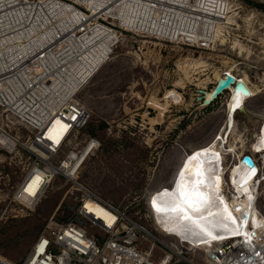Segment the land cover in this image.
Here are the masks:
<instances>
[{"label": "rangeland", "instance_id": "rangeland-1", "mask_svg": "<svg viewBox=\"0 0 264 264\" xmlns=\"http://www.w3.org/2000/svg\"><path fill=\"white\" fill-rule=\"evenodd\" d=\"M229 2V19L209 50L125 36L77 96L90 114L80 142L93 137L100 143L77 182L146 228L154 240L145 247L156 243L155 259L166 251L161 244L170 241L149 211L150 196L171 186L187 154L215 141L232 111L226 143L237 150L226 155L225 164L249 155L263 167V156L252 145L264 123V0ZM224 73L244 80L256 95L234 107L232 92H225L209 108L197 109L195 90H209ZM170 91L178 94V103L166 98ZM2 131L16 144L11 151L0 148V257L22 264L50 221L73 218L75 201L71 184L55 177L33 208L14 202L39 154L30 147L28 131L0 110ZM257 208L264 216V181ZM189 260L205 264V253Z\"/></svg>", "mask_w": 264, "mask_h": 264}, {"label": "built area", "instance_id": "built-area-1", "mask_svg": "<svg viewBox=\"0 0 264 264\" xmlns=\"http://www.w3.org/2000/svg\"><path fill=\"white\" fill-rule=\"evenodd\" d=\"M228 8L229 0H0V110L28 131L30 147L48 155L36 157L13 201L31 209L26 204L37 205L55 177L71 184L75 201L73 218L50 221L22 264H193L200 245L160 228L170 242L155 259L146 228L77 182L100 148L93 137L80 142L90 114L77 96L125 36L207 51L219 42ZM122 9L131 19L125 25ZM88 16L95 20L87 23ZM56 120L58 143L47 136ZM203 252L205 264H264V235L251 248L223 242ZM0 264L15 263L0 257Z\"/></svg>", "mask_w": 264, "mask_h": 264}, {"label": "bare ground", "instance_id": "bare-ground-1", "mask_svg": "<svg viewBox=\"0 0 264 264\" xmlns=\"http://www.w3.org/2000/svg\"><path fill=\"white\" fill-rule=\"evenodd\" d=\"M125 8L129 7L125 4ZM230 10L228 8L226 20L229 19ZM86 18L87 23L95 20L92 19L94 16ZM130 21L127 12L122 9L121 22L125 25ZM219 25V30H221L223 24ZM219 30L216 39L219 38ZM108 50H104V52L106 53ZM110 53L108 51L106 55L109 56ZM236 80L240 82L239 85L229 90V93L233 94L234 107L237 104V98L240 103L254 95V90L244 80ZM166 98H172L177 103L180 99L174 91L168 92ZM232 116L233 111L227 128L216 137L213 143L197 148L186 155L170 187L159 189L149 198V209L158 227L169 235L188 239L195 246L200 245V249L206 252L216 249L223 242H231L234 246H239L241 242L244 247L251 248L254 240H258L264 235V216L254 203L259 184L264 181V165L261 168L260 165L254 163L255 175L248 177L250 170L242 164L245 156L241 157L234 165L227 166L225 164L226 155L235 153L237 150L236 146L226 143V136H229L233 128ZM60 124V121L56 120L51 131L47 134L55 143L58 141L53 138L54 129ZM255 137L257 141L252 145V150L255 154L262 155L264 159V123ZM239 141L242 142L241 139ZM15 144L16 140L2 131L0 146L11 151ZM33 150L39 154L40 158L48 156L45 150L36 148ZM196 153H200V155L196 156ZM217 153L219 155H216ZM202 197L210 198L207 206H204ZM221 198L223 202H221ZM153 200L156 201L155 208ZM177 204L179 208L176 207ZM26 205L33 208L29 202ZM196 207L200 208L199 212L193 211V208ZM209 213L214 215H209ZM251 225L256 231L257 239H253ZM209 232L218 239L213 240L212 236L207 234Z\"/></svg>", "mask_w": 264, "mask_h": 264}, {"label": "water", "instance_id": "water-1", "mask_svg": "<svg viewBox=\"0 0 264 264\" xmlns=\"http://www.w3.org/2000/svg\"><path fill=\"white\" fill-rule=\"evenodd\" d=\"M236 78L228 73H224L209 90L197 89L196 102L198 103L197 109H206L213 105L225 92L229 91L232 87L238 86ZM242 164L251 170L255 165L251 156H245Z\"/></svg>", "mask_w": 264, "mask_h": 264}, {"label": "snow or ice", "instance_id": "snow-or-ice-1", "mask_svg": "<svg viewBox=\"0 0 264 264\" xmlns=\"http://www.w3.org/2000/svg\"><path fill=\"white\" fill-rule=\"evenodd\" d=\"M236 106L238 107L239 106V101H238V98H237V104H236ZM196 156H199L200 155V153H196L195 154ZM216 155H219L218 153L216 154ZM255 172H256V169L253 167L251 170H250V172L248 173V177H251V176H253V175H255ZM183 174V173H182ZM197 174H199V173H197ZM246 180H247V178H246ZM246 180H245V182H246ZM181 195H183V194H181ZM209 197H202V202H203V204H204V206H207L208 205V203H209ZM186 202H188V201H186ZM221 202H223V200H222V198H221ZM188 203H190V202H188ZM153 207L155 208L156 207V201L155 200H153ZM177 208H179V205L177 204V206H176ZM180 211H183V209H180ZM193 211H196V212H199L200 211V208L199 207H196V208H193ZM225 211H227V208H225ZM237 211H239V209H237ZM209 215H214L213 213H209ZM231 214L229 213V216H230ZM202 231H204V229H201ZM208 235H210V236H212V233H207ZM212 239L213 240H215V239H218V237H216V236H212Z\"/></svg>", "mask_w": 264, "mask_h": 264}, {"label": "trees", "instance_id": "trees-1", "mask_svg": "<svg viewBox=\"0 0 264 264\" xmlns=\"http://www.w3.org/2000/svg\"><path fill=\"white\" fill-rule=\"evenodd\" d=\"M86 129H87V127H86ZM86 129H85V130H86Z\"/></svg>", "mask_w": 264, "mask_h": 264}]
</instances>
